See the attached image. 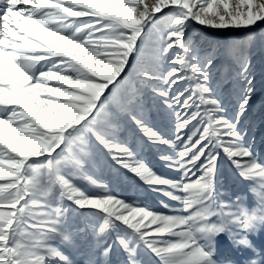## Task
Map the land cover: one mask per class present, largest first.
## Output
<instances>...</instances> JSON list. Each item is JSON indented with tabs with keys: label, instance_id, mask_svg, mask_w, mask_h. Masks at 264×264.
<instances>
[{
	"label": "snow or ice",
	"instance_id": "1",
	"mask_svg": "<svg viewBox=\"0 0 264 264\" xmlns=\"http://www.w3.org/2000/svg\"><path fill=\"white\" fill-rule=\"evenodd\" d=\"M191 22L250 29L264 22V0H0V264H72L54 244L71 243L65 201L99 221L81 233L91 232L103 264L110 233L126 264H138L140 247L159 264H218L217 238L234 230L242 235L232 243L259 255L249 236L264 226V163L243 128L255 93L251 42L225 45L238 65L228 117L213 94L226 87L212 72L218 45L187 36ZM145 92L170 111L172 136L144 119ZM122 116L174 153L159 159L178 178L157 174L119 139ZM94 145L177 206L161 200L168 212H156L107 191L86 171ZM222 157L253 182L255 209L218 200ZM78 176L104 190L87 194Z\"/></svg>",
	"mask_w": 264,
	"mask_h": 264
},
{
	"label": "rangeland",
	"instance_id": "2",
	"mask_svg": "<svg viewBox=\"0 0 264 264\" xmlns=\"http://www.w3.org/2000/svg\"><path fill=\"white\" fill-rule=\"evenodd\" d=\"M168 11L169 9H165L159 15H164ZM187 36H194L200 42L207 41L218 45L212 49V58L215 61L212 72L214 78L223 81L226 87L215 85L216 90L213 94L223 101L227 110L225 115L228 117H231L235 108L234 93L238 88L236 80L238 65L234 63L225 45L231 40L247 39L251 42V72L256 79L252 105L243 124L244 130L247 132L244 143L250 146L259 157V161L264 163V22H260L250 29L240 30H213L191 22L187 29ZM226 76L228 79H225ZM185 86L184 84L179 85L181 88ZM142 114L150 126L166 137L172 136L173 117L170 111L159 103L158 99L152 97L150 92L144 93ZM119 139L126 142L136 152L138 158L145 161L157 174L173 179L179 177L178 173L170 171L159 159L162 153L169 155H174V153L163 146L157 148L149 144L126 116H122L120 119ZM94 149V160L86 166V171L98 183L106 186L107 191L156 212H168L167 209L161 207V200L174 207L177 206L176 202L150 191L138 178L118 167L103 149L95 145ZM75 182L78 187L90 195L100 194L104 190L80 176ZM252 189L253 182L243 179L236 166L222 157L216 182L218 200L235 206L239 197V203L249 210H253L257 207V199ZM65 206L67 212L64 216V223L66 231L71 236V243L56 241L54 242L55 246L72 261V264H103L102 258L95 250V241L91 232L81 233V229L86 225L98 224L99 221L90 217H79L76 214L75 206L69 202L65 201ZM85 235L87 236L86 240L83 238ZM121 235L125 234L121 233ZM240 235L242 233L234 230L231 237L224 235L217 238L215 259L218 264H249V260L253 258L260 264H264V226H260L257 232L249 236L259 255L254 256L252 251L238 248L232 243V240L239 238ZM162 239L169 238L163 237ZM114 240L115 233H110L109 243H112V253L109 257V264H126V253L118 244L114 243ZM137 261L138 264H159L158 259L143 247L138 249Z\"/></svg>",
	"mask_w": 264,
	"mask_h": 264
}]
</instances>
